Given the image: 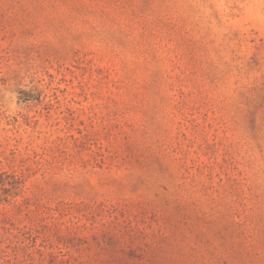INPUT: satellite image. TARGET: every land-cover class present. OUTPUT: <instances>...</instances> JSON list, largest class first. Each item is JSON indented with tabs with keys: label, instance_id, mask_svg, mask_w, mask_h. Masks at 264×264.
I'll return each mask as SVG.
<instances>
[{
	"label": "rangeland",
	"instance_id": "obj_1",
	"mask_svg": "<svg viewBox=\"0 0 264 264\" xmlns=\"http://www.w3.org/2000/svg\"><path fill=\"white\" fill-rule=\"evenodd\" d=\"M0 264H264V0H0Z\"/></svg>",
	"mask_w": 264,
	"mask_h": 264
}]
</instances>
